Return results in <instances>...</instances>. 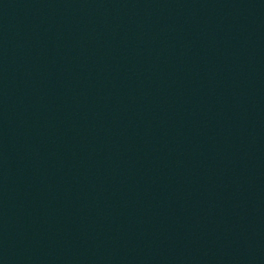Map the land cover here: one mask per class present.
Listing matches in <instances>:
<instances>
[{
    "label": "water",
    "instance_id": "obj_1",
    "mask_svg": "<svg viewBox=\"0 0 264 264\" xmlns=\"http://www.w3.org/2000/svg\"><path fill=\"white\" fill-rule=\"evenodd\" d=\"M0 264H264V0H0Z\"/></svg>",
    "mask_w": 264,
    "mask_h": 264
}]
</instances>
